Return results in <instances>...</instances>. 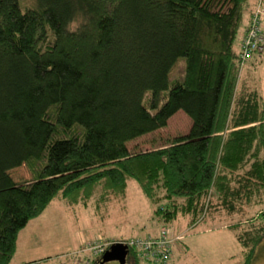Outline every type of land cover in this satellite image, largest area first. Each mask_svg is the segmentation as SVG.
<instances>
[{
  "label": "trees",
  "instance_id": "16d2710c",
  "mask_svg": "<svg viewBox=\"0 0 264 264\" xmlns=\"http://www.w3.org/2000/svg\"><path fill=\"white\" fill-rule=\"evenodd\" d=\"M258 1L0 0V264L55 199L99 211L125 201L130 180L161 225L237 214L239 264L253 262L264 239V208L247 215L264 206V91L240 72L264 52L243 58L240 46ZM180 110L187 133L129 147ZM22 165L30 180L13 177ZM139 253L128 246L134 264H153Z\"/></svg>",
  "mask_w": 264,
  "mask_h": 264
},
{
  "label": "rangeland",
  "instance_id": "374dc122",
  "mask_svg": "<svg viewBox=\"0 0 264 264\" xmlns=\"http://www.w3.org/2000/svg\"><path fill=\"white\" fill-rule=\"evenodd\" d=\"M254 57L259 58L258 55ZM254 62L248 61L246 69L240 72V78L246 77L250 87L264 91V53L260 62ZM190 126L191 119L180 110L168 120L165 128L138 138L129 147L151 149L153 139L157 138L161 142L163 138L185 134ZM12 173L15 180H30L32 177L25 165L14 169ZM261 208L264 206L249 208L247 215L257 216ZM238 220L237 214L222 213L211 227L203 222L189 227L181 219L172 226L161 225L153 213L150 200L142 193L138 183L130 180L126 200L113 201L99 211L95 210L93 203L85 207L80 203L69 204L59 198L52 201L42 214L30 219L19 232L12 264H19L20 261L36 262L34 264H90L91 259L96 258L88 249L91 243L92 246L97 243L100 247H109L110 243L117 240L151 237L150 234L163 228L175 239L168 264H239L243 260L242 246L231 230L232 224ZM177 223L182 226V233L176 232ZM82 236L88 240L82 241ZM106 264L121 263L109 261ZM124 264H134L129 255ZM138 264L150 263L141 260ZM251 264H264V239L258 245Z\"/></svg>",
  "mask_w": 264,
  "mask_h": 264
},
{
  "label": "built area",
  "instance_id": "2783aa9c",
  "mask_svg": "<svg viewBox=\"0 0 264 264\" xmlns=\"http://www.w3.org/2000/svg\"><path fill=\"white\" fill-rule=\"evenodd\" d=\"M255 8L250 29L247 35L241 40L240 55L243 58L249 57L252 51L258 53L264 52V2L259 0ZM174 240L172 236L168 235L167 229L163 228L154 238L140 237L129 240L128 242H118L139 248L140 257L151 260L153 264H167L172 252ZM91 244H89L88 249L96 256L102 254L108 248L106 246L100 247L97 243H95V246Z\"/></svg>",
  "mask_w": 264,
  "mask_h": 264
},
{
  "label": "water",
  "instance_id": "95a60500",
  "mask_svg": "<svg viewBox=\"0 0 264 264\" xmlns=\"http://www.w3.org/2000/svg\"><path fill=\"white\" fill-rule=\"evenodd\" d=\"M128 253V246L118 241L112 243L101 255L98 264H105L109 261H118L124 264Z\"/></svg>",
  "mask_w": 264,
  "mask_h": 264
},
{
  "label": "crops",
  "instance_id": "0c3cea01",
  "mask_svg": "<svg viewBox=\"0 0 264 264\" xmlns=\"http://www.w3.org/2000/svg\"><path fill=\"white\" fill-rule=\"evenodd\" d=\"M184 221V220H183ZM185 223H186V221H184ZM178 224V223H177ZM179 225V224H178ZM175 230H176V232H178V233H182L181 231H182V226H175ZM183 235V234H182ZM82 241H85V240H88L85 236H82V239H81ZM16 252H17V249H16ZM15 252V253H16ZM15 253H14V255H15ZM14 257V256H13ZM23 263H26L25 261H20L19 262V264H23Z\"/></svg>",
  "mask_w": 264,
  "mask_h": 264
},
{
  "label": "clouds",
  "instance_id": "9594fccd",
  "mask_svg": "<svg viewBox=\"0 0 264 264\" xmlns=\"http://www.w3.org/2000/svg\"><path fill=\"white\" fill-rule=\"evenodd\" d=\"M83 22V20H81ZM79 28V24H73L70 28L69 31H77Z\"/></svg>",
  "mask_w": 264,
  "mask_h": 264
},
{
  "label": "flooded vegetation",
  "instance_id": "af4514ba",
  "mask_svg": "<svg viewBox=\"0 0 264 264\" xmlns=\"http://www.w3.org/2000/svg\"><path fill=\"white\" fill-rule=\"evenodd\" d=\"M106 264V263H105Z\"/></svg>",
  "mask_w": 264,
  "mask_h": 264
}]
</instances>
